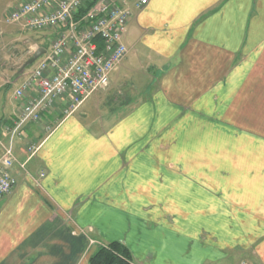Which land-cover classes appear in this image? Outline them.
<instances>
[{
	"label": "crops",
	"instance_id": "obj_1",
	"mask_svg": "<svg viewBox=\"0 0 264 264\" xmlns=\"http://www.w3.org/2000/svg\"><path fill=\"white\" fill-rule=\"evenodd\" d=\"M139 1L119 0L129 52L109 86L20 133L22 102L3 91L54 34L0 8L17 70L0 74V156L11 147L17 180L0 264H90L113 242L131 264H264V0Z\"/></svg>",
	"mask_w": 264,
	"mask_h": 264
},
{
	"label": "built area",
	"instance_id": "obj_2",
	"mask_svg": "<svg viewBox=\"0 0 264 264\" xmlns=\"http://www.w3.org/2000/svg\"><path fill=\"white\" fill-rule=\"evenodd\" d=\"M90 1L24 0L7 12V22L27 32L54 34L50 48L15 88L14 97L22 108L13 132L41 123L44 114L56 110L64 117L71 115L93 92L109 86L112 72L126 59L129 50L124 36L131 10L119 0H95L79 14ZM147 2L140 0L136 5L141 8ZM51 129L46 124L45 130ZM15 161L11 147H5L0 156V200L17 185L12 174Z\"/></svg>",
	"mask_w": 264,
	"mask_h": 264
},
{
	"label": "trees",
	"instance_id": "obj_3",
	"mask_svg": "<svg viewBox=\"0 0 264 264\" xmlns=\"http://www.w3.org/2000/svg\"><path fill=\"white\" fill-rule=\"evenodd\" d=\"M95 4V0L90 1L87 7L80 10L79 14L84 13ZM129 250L117 242L108 245H99L90 256V264H131Z\"/></svg>",
	"mask_w": 264,
	"mask_h": 264
},
{
	"label": "rangeland",
	"instance_id": "obj_4",
	"mask_svg": "<svg viewBox=\"0 0 264 264\" xmlns=\"http://www.w3.org/2000/svg\"><path fill=\"white\" fill-rule=\"evenodd\" d=\"M20 1H22V0H10V1H7V0H2V4H0L1 5V7L0 8H2V10L5 8L6 10L7 9H9V10H11L12 8H14L16 5H19L20 4ZM6 2H8V4H6ZM6 4V5H5ZM8 5V6H7ZM8 10V11H9ZM0 24H1V26H3V27H6V24L4 25V23H1L0 22ZM6 30V29H5ZM8 31V30H7ZM33 36H38V35H33ZM9 38H10V36H9ZM8 36L7 35H5L4 36V38H3V40L0 42V49H2L3 48V46L4 45H7V43H8ZM17 42H18V44H17ZM16 43H15V45L16 46H18V47H20V45H22L21 43H22V41H17ZM20 49V48H19ZM11 54H13L14 56H16V52H11ZM9 58H10V54H9V51H8V49H5L4 50V53H1V55H0V59H2V61H3V65L2 66H4L5 65V68L3 69V67L1 68L0 67V74H1V76L2 75H4V74H8V75H11V76H13L15 73H16V71L17 70H11L10 68H9V66H10V64H11V62H10V60H9ZM28 68H30V67H28ZM28 68H26V70H28ZM20 82H18V81H14V83H12V85L10 86V87H8V89H6L5 91H3L4 93H5V96H6V100H11V98L12 97H14V90H15V88H16V86L19 84ZM104 91V90H103ZM48 124V123H47ZM57 124H53V125H51V130H53L54 128H55V126H56ZM50 130V131H51ZM260 237H262L260 240L261 241H263L264 242V237L263 236H261V235H259ZM259 240V241H260ZM238 260L239 259H237V258H233V259H231V261L230 262H226V264H237L238 263ZM243 260H245L244 258H243ZM242 260V261H243ZM249 261V260H248ZM252 263H255L254 261H251ZM256 263L258 264V260L256 261Z\"/></svg>",
	"mask_w": 264,
	"mask_h": 264
},
{
	"label": "water",
	"instance_id": "obj_5",
	"mask_svg": "<svg viewBox=\"0 0 264 264\" xmlns=\"http://www.w3.org/2000/svg\"><path fill=\"white\" fill-rule=\"evenodd\" d=\"M43 54H45L44 48H39L38 50H36L33 56L24 64L21 70L23 71L27 66L33 64Z\"/></svg>",
	"mask_w": 264,
	"mask_h": 264
}]
</instances>
